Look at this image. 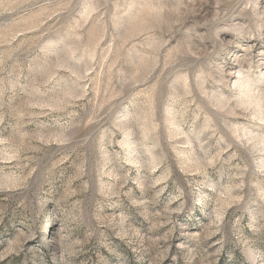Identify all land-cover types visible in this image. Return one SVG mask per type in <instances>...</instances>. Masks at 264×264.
I'll list each match as a JSON object with an SVG mask.
<instances>
[{"label": "rangeland", "instance_id": "rangeland-1", "mask_svg": "<svg viewBox=\"0 0 264 264\" xmlns=\"http://www.w3.org/2000/svg\"><path fill=\"white\" fill-rule=\"evenodd\" d=\"M0 264H264V0H0Z\"/></svg>", "mask_w": 264, "mask_h": 264}, {"label": "bare ground", "instance_id": "bare-ground-1", "mask_svg": "<svg viewBox=\"0 0 264 264\" xmlns=\"http://www.w3.org/2000/svg\"><path fill=\"white\" fill-rule=\"evenodd\" d=\"M248 103V102H247Z\"/></svg>", "mask_w": 264, "mask_h": 264}]
</instances>
